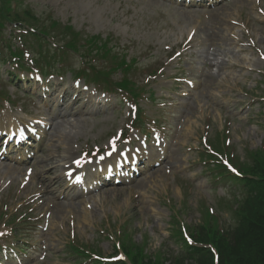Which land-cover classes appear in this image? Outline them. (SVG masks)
<instances>
[{"label":"rangeland","instance_id":"374dc122","mask_svg":"<svg viewBox=\"0 0 264 264\" xmlns=\"http://www.w3.org/2000/svg\"><path fill=\"white\" fill-rule=\"evenodd\" d=\"M24 2L30 3L37 11L50 12L61 23L73 25L83 35L111 36L113 43L127 55L126 59L131 57L136 59L137 64L129 74L130 77L138 81V86L144 88L148 94L152 90L154 92L153 99L148 97V94L142 98L140 108L144 121L161 119L172 126L170 132L174 135L168 140L166 154L174 159L154 170L156 174L154 182L136 190L135 193H139V196L126 192H119L118 197L114 199L104 196L101 202L104 209L97 214L96 221L99 222L100 217H109L114 232L118 231L120 226L126 227L129 222L136 241L140 240L141 234L148 233L151 236L150 244L157 246L166 235L164 229L167 227L166 222L171 211H176L186 224L198 221L200 201L207 208L213 206L218 212L217 200L224 192L222 185L227 187L228 184H224V179L220 180L212 191L211 182L217 181L218 178L211 177L208 169L203 170L201 165L203 163L198 160L196 147L200 145L199 134L204 126L205 129L208 127L211 143L218 134L230 128L231 142L241 157L246 149L257 147L260 140L264 139V116L260 114V110L264 112V102L247 105L251 103L250 94L264 92V85L259 84L264 74L257 72L262 63L254 52L237 50L239 48L237 33L244 34V31H240L239 27H233L229 31L227 27H232V24L224 20L222 27L217 28L212 11L209 13V24L205 25L201 14L192 11L193 14L187 16L179 6L174 4L168 6L163 0H24ZM250 3L248 0H237L221 6V17L230 13V16L237 18L241 14L243 20L250 23L249 31L252 32L257 45L264 49V29H261L257 21L260 20L259 16L250 9ZM194 25L203 26L198 28V38L206 42L203 44L204 50L202 48L199 50L210 56L212 63L200 67L202 73L197 75V87L190 92L191 94L179 97L180 84L175 81L173 75L178 63L174 60L170 64H165L163 60L168 52H163V48L169 44H174L173 48L177 47L187 29ZM216 32L220 33L223 42L208 40L214 37ZM176 42L178 44L175 45ZM1 51L4 53V50ZM233 62L240 63L243 67H252L254 71L232 68ZM64 64L72 70H76L79 65L77 59L71 55L64 58ZM182 65L186 69L195 66V63L185 60ZM217 65L220 66L219 70ZM160 66H163L162 71L158 69ZM60 70L59 73L65 77V86H69L73 75L68 68ZM7 71L8 75L14 74L11 68L3 64L0 67V77L3 78H0V90L5 89L15 101L27 104L31 108L34 99L27 98V95L37 94L38 91L35 87L30 89L24 83L7 80ZM151 72H155L156 76L146 81L147 73L152 74ZM207 75L213 76V79L203 85ZM111 77L112 80H119L121 74L114 72ZM84 81L89 82L86 79ZM228 86L235 87V91ZM70 99L72 98L67 96L68 103ZM71 107L74 111L80 110L84 113L77 126H66L60 130L61 133L70 131L71 137L74 136L71 141L72 148L76 142H82L84 145L104 143L125 120V105L115 101L114 95H111V100L106 106L97 107L79 101L75 105L71 104ZM205 129L204 131H207ZM48 140L49 137L44 143ZM213 146L217 147L214 144ZM50 156L51 154H47V157ZM162 169L169 170V173L160 177ZM149 175L148 172L139 180L145 181L150 178ZM148 187L152 188L151 192L147 191ZM147 197L155 201L151 207L154 210L147 205L145 201ZM185 205H188L186 209ZM177 209L182 211L179 212ZM219 214L222 216L221 219L227 215L222 211ZM75 220L76 227L86 226L80 219ZM83 232L85 231L81 233ZM86 232L82 236L92 238L95 230ZM102 250L105 254L112 251L111 243L102 247Z\"/></svg>","mask_w":264,"mask_h":264},{"label":"trees","instance_id":"16d2710c","mask_svg":"<svg viewBox=\"0 0 264 264\" xmlns=\"http://www.w3.org/2000/svg\"><path fill=\"white\" fill-rule=\"evenodd\" d=\"M259 196L264 199V185L259 188ZM224 264H264V240L250 246L227 247Z\"/></svg>","mask_w":264,"mask_h":264},{"label":"bare ground","instance_id":"6f19581e","mask_svg":"<svg viewBox=\"0 0 264 264\" xmlns=\"http://www.w3.org/2000/svg\"><path fill=\"white\" fill-rule=\"evenodd\" d=\"M211 78V77H210ZM54 110H56L55 112H56V114L54 115V118L56 119V120H60V122H57V123H55L54 124V126H53V131H55L57 128H60V126H61V124H62V122H63V120H64V117L66 116V114H67V110L65 111V113H63V115L61 116L60 114H59V109L56 107V109H54ZM58 112V113H57ZM61 113V112H60ZM69 114H70V112H69ZM65 139H67V141H69V138H68V136H65L64 137ZM57 208H58V210H60V205H58L57 206Z\"/></svg>","mask_w":264,"mask_h":264},{"label":"snow or ice","instance_id":"6c2138e0","mask_svg":"<svg viewBox=\"0 0 264 264\" xmlns=\"http://www.w3.org/2000/svg\"><path fill=\"white\" fill-rule=\"evenodd\" d=\"M77 163H79V162H77Z\"/></svg>","mask_w":264,"mask_h":264}]
</instances>
